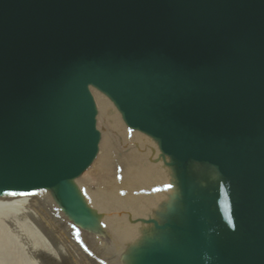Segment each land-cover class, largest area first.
I'll use <instances>...</instances> for the list:
<instances>
[{
  "label": "water",
  "instance_id": "1",
  "mask_svg": "<svg viewBox=\"0 0 264 264\" xmlns=\"http://www.w3.org/2000/svg\"><path fill=\"white\" fill-rule=\"evenodd\" d=\"M2 204L79 264H264V0H0Z\"/></svg>",
  "mask_w": 264,
  "mask_h": 264
},
{
  "label": "bare ground",
  "instance_id": "2",
  "mask_svg": "<svg viewBox=\"0 0 264 264\" xmlns=\"http://www.w3.org/2000/svg\"><path fill=\"white\" fill-rule=\"evenodd\" d=\"M34 217L22 204L0 205V264H58L64 255L79 264L64 243L55 250L46 243Z\"/></svg>",
  "mask_w": 264,
  "mask_h": 264
}]
</instances>
